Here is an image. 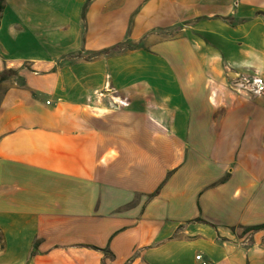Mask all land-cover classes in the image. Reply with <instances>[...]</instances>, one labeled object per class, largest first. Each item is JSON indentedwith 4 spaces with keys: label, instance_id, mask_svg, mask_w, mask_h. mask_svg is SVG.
<instances>
[{
    "label": "crops",
    "instance_id": "obj_1",
    "mask_svg": "<svg viewBox=\"0 0 264 264\" xmlns=\"http://www.w3.org/2000/svg\"><path fill=\"white\" fill-rule=\"evenodd\" d=\"M0 3V264H264V0Z\"/></svg>",
    "mask_w": 264,
    "mask_h": 264
},
{
    "label": "built area",
    "instance_id": "obj_2",
    "mask_svg": "<svg viewBox=\"0 0 264 264\" xmlns=\"http://www.w3.org/2000/svg\"><path fill=\"white\" fill-rule=\"evenodd\" d=\"M226 70L231 72L232 68L226 65ZM229 85L235 92L241 94L256 96L264 92V80L255 71L250 73L234 72L229 80ZM195 258L201 264H208L202 254H196Z\"/></svg>",
    "mask_w": 264,
    "mask_h": 264
},
{
    "label": "rangeland",
    "instance_id": "obj_3",
    "mask_svg": "<svg viewBox=\"0 0 264 264\" xmlns=\"http://www.w3.org/2000/svg\"><path fill=\"white\" fill-rule=\"evenodd\" d=\"M174 34H175L174 29L168 30V31L163 33V35H165V36H171V35H174ZM114 47H115V50H112L110 48V49H107L105 52H92L91 54H86L85 58L86 59H91V58H94L97 55H100L101 53L111 54V55L120 54L122 52L127 51L128 49H135V48L140 47V43H129V42H127V43H123V44H120V45L114 46ZM12 76L13 75H9L8 78L10 79V78H12Z\"/></svg>",
    "mask_w": 264,
    "mask_h": 264
},
{
    "label": "trees",
    "instance_id": "obj_4",
    "mask_svg": "<svg viewBox=\"0 0 264 264\" xmlns=\"http://www.w3.org/2000/svg\"><path fill=\"white\" fill-rule=\"evenodd\" d=\"M2 6H1V3H0V10H1ZM112 50H115V47H112L111 48ZM9 75H14L16 76L17 75V72L12 70V69H6L4 71L3 74H1L0 76V80H3L5 77L9 76ZM20 79V78H19ZM20 84L23 85L24 82L22 79H20ZM247 229H250V230H259V229H264V224H258V225H254V226H250L248 227ZM36 250V244H34L33 246V249H32V252H35Z\"/></svg>",
    "mask_w": 264,
    "mask_h": 264
}]
</instances>
